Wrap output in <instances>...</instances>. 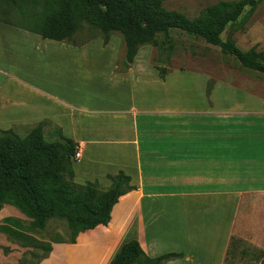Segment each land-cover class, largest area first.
Returning <instances> with one entry per match:
<instances>
[{"label":"crops","instance_id":"crops-1","mask_svg":"<svg viewBox=\"0 0 264 264\" xmlns=\"http://www.w3.org/2000/svg\"><path fill=\"white\" fill-rule=\"evenodd\" d=\"M95 43L102 46L88 45ZM91 59L92 71L63 73L68 60L59 56L10 75L27 98H8L24 107L22 120L5 130L49 125L76 144L74 181L101 183L121 172L135 188L119 198L106 227L51 245L43 264H110L130 241L149 258L182 256L167 264H227L241 246L229 255L232 239L264 253V98L246 91L245 104L220 106L222 89L239 88L216 81L207 101L208 77L200 74L204 101L195 106L184 71L161 81L134 61L125 72L109 65L98 73L100 62Z\"/></svg>","mask_w":264,"mask_h":264},{"label":"trees","instance_id":"trees-1","mask_svg":"<svg viewBox=\"0 0 264 264\" xmlns=\"http://www.w3.org/2000/svg\"><path fill=\"white\" fill-rule=\"evenodd\" d=\"M254 6V0L218 3L202 17L189 20L182 14L164 10L161 0H0V24L72 47L84 46L96 38L106 46L111 37L119 36L125 52L117 73L130 69L141 48L159 49L158 36L168 41L170 33L177 31L219 48L220 53L233 58L241 70L264 76V55L256 52L255 47L241 52L233 42L220 39L225 28L234 25L246 7ZM12 14L20 19L19 24L9 21ZM84 27L90 36L87 41L76 44L75 36ZM155 70L164 81L168 72L163 68ZM212 87L213 83L208 81L205 92L208 101ZM43 125L39 124L23 138L10 130L0 132V209L4 205L15 207L33 220L31 231L42 229L49 219L63 220L72 231L68 242L72 245L80 233L106 227L119 198L135 188L121 172L106 176L110 188L104 193L98 192L96 182H85L82 186L72 184L76 144L63 137L59 130L56 131L59 141L44 142ZM6 223L16 231H24L17 221L7 220ZM241 243L232 239L229 255ZM40 249L47 257L51 245ZM179 258L182 256L176 254L149 258L137 242L130 241L121 247L110 264H167Z\"/></svg>","mask_w":264,"mask_h":264},{"label":"rangeland","instance_id":"rangeland-1","mask_svg":"<svg viewBox=\"0 0 264 264\" xmlns=\"http://www.w3.org/2000/svg\"><path fill=\"white\" fill-rule=\"evenodd\" d=\"M240 1L243 0H161V6L166 11L179 13L189 20H194L202 17L210 7L218 3ZM9 21L19 24L20 19L12 14ZM24 26L28 25L24 24ZM86 32L87 28L84 27L80 34L75 36L76 44L88 40L90 35ZM27 36H29L28 33L21 29L0 24V83L5 80L1 85V94L4 98L0 99V132L10 130L18 138H23L36 125L5 130L8 125L22 120L24 107L9 106L8 98L21 101L27 98L20 91V87L11 82L10 75L22 76V72H36L38 65L43 61L46 64H52L53 58L59 56L68 60L61 63L63 73L64 68L66 71L67 69L80 72L92 71L87 69L92 61L91 58L100 62L96 64L99 69L95 72L101 73L106 66H120L124 61L125 52L123 41L119 36L111 37L106 46H103V43L102 46H98L97 43L89 46L87 43L81 47L48 41L41 43L40 39H37L39 43H35L34 36ZM158 39L161 43L159 49L147 46L138 51L134 59L136 66L163 68L168 73L186 72L189 77L185 78L186 83L189 84V90H187L189 104L203 105L204 97L202 99L200 95L202 92L196 88L195 84L196 79L201 80L197 78L200 74L206 75L208 81L212 83L221 81L227 86L239 88L240 92L222 89V93L217 95V101L221 100L218 102L220 106L245 104L246 91L264 98V76L241 70L239 64L233 58L222 55L219 48L209 46L200 39L177 31L170 33L168 41H165L162 36H158ZM220 39L222 42H233L241 52H248L255 47L256 52L264 55V0H255L254 8L246 7L239 20L234 25L225 28ZM95 40L102 42L100 38ZM67 78L68 74H63V80ZM252 101L253 103L259 102L255 98ZM42 131L44 142L59 141L56 129L51 126L44 124ZM65 181L67 182L68 179L65 178ZM71 183L76 186L84 185V183H77L74 179ZM95 186L99 193H104L110 188V182L96 183ZM7 220L19 222L24 231L12 229L6 223ZM32 224L33 220L21 214L13 206L4 205L0 209V264H43L49 259L51 252L46 257L45 252L40 249L42 246L68 244L71 239L72 231L67 222L63 220L49 219L42 229L31 231ZM260 252L242 242L240 248L234 253V257L227 264H264ZM33 255L35 257H32Z\"/></svg>","mask_w":264,"mask_h":264},{"label":"built area","instance_id":"built-area-1","mask_svg":"<svg viewBox=\"0 0 264 264\" xmlns=\"http://www.w3.org/2000/svg\"><path fill=\"white\" fill-rule=\"evenodd\" d=\"M80 158V154L78 151H76L75 155H74V159L73 160H78Z\"/></svg>","mask_w":264,"mask_h":264},{"label":"water","instance_id":"water-1","mask_svg":"<svg viewBox=\"0 0 264 264\" xmlns=\"http://www.w3.org/2000/svg\"><path fill=\"white\" fill-rule=\"evenodd\" d=\"M255 1V0H254Z\"/></svg>","mask_w":264,"mask_h":264}]
</instances>
